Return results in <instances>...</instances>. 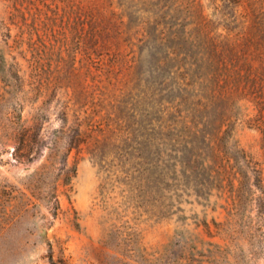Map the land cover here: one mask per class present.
<instances>
[{"label": "rangeland", "instance_id": "rangeland-1", "mask_svg": "<svg viewBox=\"0 0 264 264\" xmlns=\"http://www.w3.org/2000/svg\"><path fill=\"white\" fill-rule=\"evenodd\" d=\"M255 9L263 0H0L9 64L30 78L31 32L43 75L65 79L32 93L23 118L41 106L53 144L68 112L57 167L37 174L48 150L18 159L0 106V264H198L209 243L223 245L206 230L226 220L221 156L243 151L264 167V94L250 86L264 82V43L247 29ZM91 27L111 35L92 56ZM78 127L86 140L69 147ZM64 158L76 169L67 183ZM237 256L228 264H264Z\"/></svg>", "mask_w": 264, "mask_h": 264}, {"label": "trees", "instance_id": "trees-1", "mask_svg": "<svg viewBox=\"0 0 264 264\" xmlns=\"http://www.w3.org/2000/svg\"><path fill=\"white\" fill-rule=\"evenodd\" d=\"M264 2V0H263ZM206 23H200L203 28L208 27ZM229 25H223L226 33H231L232 28ZM91 27V34L88 36L87 53L92 55L100 54V47L97 45L99 38L102 40H108L110 38L109 31L101 32L100 29ZM248 35L254 37L259 35L264 43V10L256 11V9L249 13V25L247 27ZM94 31V32H93ZM39 36L42 47L45 49L47 44L43 40L39 31H36ZM32 33L26 41L29 45L31 52L35 54L34 58L25 59L29 64L30 78L26 80L25 76L21 74V67L16 62L15 64H9L7 55L0 48V106H5L4 117L7 120L9 133L4 136L6 140H10L15 145V155L18 159L29 160L33 153L35 155H42L45 149L48 150L45 156V162L39 167L38 173H44L51 167L56 165L58 160L57 150L59 146V140L62 135H66V124L68 123V112L66 109L62 111V123L64 127L58 131L59 135H55V141L53 144L47 142V136L42 133L43 120L42 115L44 109L41 106L35 107L36 113L30 118H23L24 105L22 103L28 102L34 107L36 101L31 97L32 93H44L51 87L56 89V85L62 81L65 83V79L61 81L57 76L51 81L49 78L43 75V65L40 63L39 47L37 41H32ZM213 48L218 45V37L213 38ZM225 50V51H224ZM218 51L221 53H227V48ZM215 51V50H214ZM46 51V56L48 54ZM217 52V51H215ZM25 58V55L23 56ZM264 72V69H263ZM3 84V85H1ZM54 85V86H52ZM56 86V87H55ZM250 86L257 88L264 94V82L262 88H259V83L254 79L250 80ZM1 110V108H0ZM42 111V112H41ZM79 118V117H78ZM259 130L264 136V122L259 123ZM87 132L81 127L75 130V134L71 137V143L69 147H79L81 143L85 142ZM222 141V140H221ZM34 157V156H33ZM223 163H228L222 166L223 172L227 175V179L232 186L229 198H227L228 209L225 222L215 223L216 232H210V225L206 224V230L209 232L210 237L219 236L225 242L223 245L219 243H209L210 248L206 251H200L202 255L198 264H217L221 260L230 263V257L234 260L233 263H237L235 256L238 255L239 259L243 261L257 260L259 256L264 257V167L260 162H252V158L243 151L234 153L225 151V155L221 156ZM230 165V166H229ZM59 171L65 174L62 182L67 183L71 180V177L76 173L75 168L68 167L67 158H64L60 163ZM260 192V195L256 196V193ZM54 198L57 196L54 195ZM255 212L253 214L252 212ZM263 251H262V250ZM205 258V259H204ZM231 259V260H232Z\"/></svg>", "mask_w": 264, "mask_h": 264}]
</instances>
